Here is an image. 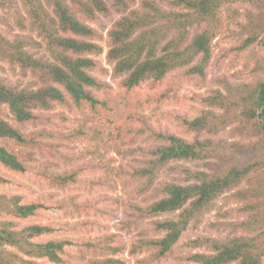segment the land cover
Wrapping results in <instances>:
<instances>
[{
	"label": "trees",
	"instance_id": "trees-1",
	"mask_svg": "<svg viewBox=\"0 0 264 264\" xmlns=\"http://www.w3.org/2000/svg\"><path fill=\"white\" fill-rule=\"evenodd\" d=\"M112 8L121 14L109 32L107 59L114 64V73L124 77L123 86L133 90L146 82L158 88L173 71L189 67V75L203 76L212 58V43L229 25L225 12L236 4L258 7L264 0H170L169 8L154 1L144 0L141 9L134 8L136 0H111ZM30 20V28L45 44L49 58L37 57L26 47L34 41L15 39L0 34V57L22 70L32 72L39 87L17 88L0 79V139L26 145V138L4 118L7 106L14 120L20 124L37 119L36 110H51L63 104L67 96L77 106L88 103L93 109L102 105L93 90L103 84L92 72L98 62L92 56L103 53L97 43L98 33L86 21L99 15H108L107 0H21ZM247 37L230 51L242 53L260 42L264 33V19L247 14ZM21 29L24 21L19 22ZM204 29L191 35L195 27ZM255 71H263L259 66ZM254 71V72H255ZM164 97V94H162ZM221 113L203 110L182 123L189 132L210 130L213 133L232 128L234 136L256 138L264 146V77L251 84L229 87L228 94L214 92L202 99ZM163 142L152 151L155 159L150 168H140L136 176L147 178L152 185L157 171L171 161L204 160L216 156L220 150L211 139L187 141L175 134L159 133ZM243 146L231 144L229 151L238 152ZM245 149V148H244ZM0 165L6 169L25 173L27 165L13 151L0 146ZM187 183H167L164 196L147 206L135 205L128 226L137 225L163 214L178 212L177 219L155 221V230L163 236L141 239L130 248V254L149 253L141 264H158L168 258L189 224L200 215L211 211L222 195L232 193L240 204L241 214L248 220L231 224L234 233L262 229L256 236L235 235L230 239H198L190 242L194 247L206 245L210 253H194L186 258L191 264H263L264 258V160L248 164L231 161L224 168L211 173L185 169ZM76 172L56 174L50 178L53 187H66L75 181ZM10 181L0 175V185ZM43 207L23 204L21 196L0 194V264H38L46 259L54 264L64 262L66 247L72 242L65 239H37L49 236L55 228L43 224L20 227L16 220H28ZM115 235H104L83 242L82 248L100 258L88 264H124L116 256L126 248L116 245Z\"/></svg>",
	"mask_w": 264,
	"mask_h": 264
},
{
	"label": "rangeland",
	"instance_id": "rangeland-1",
	"mask_svg": "<svg viewBox=\"0 0 264 264\" xmlns=\"http://www.w3.org/2000/svg\"><path fill=\"white\" fill-rule=\"evenodd\" d=\"M143 1L136 0L134 8L141 9ZM150 1L169 8L170 0ZM107 3L108 15L86 21L98 33L97 43L103 47L101 55L92 56L98 62L92 75L103 84V88L93 93L103 104L95 109L88 103L77 106L67 96L65 103L55 104L51 110H36L37 119L25 124L15 121L7 106L4 107L5 120L22 133L27 144L0 139V146L15 152L27 165V171L17 173L0 165V175L10 181L0 185V194L21 196L23 204L36 203L43 207L28 220L5 218L20 227L37 223L55 228L53 234L37 242L71 241L62 264H88L99 259L81 244L104 235H115L116 245L126 248L116 258L124 264H141L149 253L131 255V246L141 239L163 236L155 230L153 222L175 220L179 213L163 214L129 227L133 206L144 207L162 198V188L167 183H187L185 169L211 173L233 160L242 164L264 160V146L256 138L234 136L231 127L218 133L189 132L182 123L183 119L198 117L203 110L221 113L220 109L204 103L203 98L216 91L228 94L229 87L251 84L264 77L263 71H255L260 65L264 67V33L260 42L242 53L230 51L247 37L245 26L249 23V12L254 18L264 19V2L258 7L239 3L225 12L229 25L213 41L212 58L203 76L189 75V67H185L170 72L158 88L146 82L133 90L123 86L124 77L115 75L114 64L107 59L109 32L121 17L112 8V1ZM21 19L24 29L18 23ZM202 29L203 26L191 29V35ZM0 34L11 41H34L37 45H28L26 49L37 57L49 58L44 42L30 28L21 0H0ZM0 79L11 87H39L32 72L1 57ZM159 133L175 134L190 142L211 139L220 150L216 156L204 160L171 161L157 171L152 185H148V179L136 176L135 171L153 167L151 162L156 157L152 151L163 144ZM231 144L243 148L238 152L229 151ZM70 172H76L75 181L66 187L50 184L52 176ZM231 194L220 196L211 211L191 221L173 253L158 264H191L186 258L194 253H210L206 245H190L198 239L224 241L235 235H258L262 229L240 233L231 229V224L249 217L241 214L240 204ZM38 264L54 263L42 259Z\"/></svg>",
	"mask_w": 264,
	"mask_h": 264
}]
</instances>
